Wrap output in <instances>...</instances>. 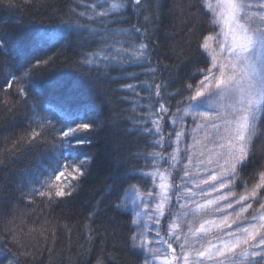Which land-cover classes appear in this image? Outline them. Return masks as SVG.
<instances>
[{"label": "snow or ice", "instance_id": "6c2138e0", "mask_svg": "<svg viewBox=\"0 0 264 264\" xmlns=\"http://www.w3.org/2000/svg\"><path fill=\"white\" fill-rule=\"evenodd\" d=\"M192 6L203 11L215 31L197 29L201 33L196 41L198 58H190L194 71L183 78L178 64L173 68L156 56L159 5L155 0H93L84 11L78 10L80 5L70 9L76 17L70 31L78 34L80 46L103 45L99 51H85L80 64L119 73L111 77L112 82L146 101L137 105L141 111L131 121L137 125L136 132L153 137L152 143L163 150L147 155L156 163L163 160L172 170L133 169L129 179L138 183L122 189L113 207L130 217L127 247L140 264H264V163L254 171L250 187L243 180L237 185L240 173L254 167V140L264 134V0H196ZM66 39L65 29H44L27 41L0 31V56L19 60L33 47ZM48 63L37 59L33 67ZM162 72L168 73L167 79ZM29 76L30 71L11 73L5 80L9 89L15 82V93L25 105L30 99L25 84ZM37 91L43 103L33 104L31 130L17 144L30 150L48 145L52 155L39 163L33 178L39 187L31 188L30 194L49 201L70 197L90 171L94 156L87 147L104 127L105 113L81 81L60 86L54 98L46 90ZM38 108L49 115H41ZM187 116L200 121L193 132L203 130L204 139L214 136L220 151L199 159L204 151L201 147L192 152L202 144L194 136L190 146L181 148L186 143ZM165 122L172 125L171 131L166 132ZM165 143L173 149L167 158ZM212 164L215 167H207ZM200 165L206 166L207 175L201 174ZM147 184L152 189L141 191V185ZM237 187L243 191L237 193ZM86 238L91 242L93 234ZM97 264H104L103 259L98 257Z\"/></svg>", "mask_w": 264, "mask_h": 264}, {"label": "trees", "instance_id": "16d2710c", "mask_svg": "<svg viewBox=\"0 0 264 264\" xmlns=\"http://www.w3.org/2000/svg\"><path fill=\"white\" fill-rule=\"evenodd\" d=\"M92 2L12 0L9 7V0H0V31L8 32L14 38L27 41L44 29H65L68 33V39L54 45L33 47L19 60L0 56V100L8 102L7 105L0 103V161H3L0 163V264L10 261L11 264H97L98 257L104 264H140V259L130 254L127 247L130 217L121 215L113 204L118 194L123 195L122 189L138 183L129 179L133 169L152 171L157 163L147 154L163 150L152 143L153 137L136 132L137 125L131 117L141 111L137 105L146 101L138 100L112 82L111 77L119 73L94 71L92 66L80 64L85 51H99L103 45L80 46L78 34L70 31L76 23L70 9L80 5L78 10L84 11V5ZM195 2L155 0L159 5L156 56L173 68L178 64L183 69L181 78L194 71V59L190 63V58H198L196 41L201 33L197 29L215 31L209 28L203 11L192 6ZM91 27L98 28L99 25L91 24ZM37 59L49 60V63L33 67ZM199 66L203 67L202 64ZM25 71H30V76L25 79L30 92L27 105L16 95L14 81L11 89L5 84L11 73L20 75ZM162 78L167 79L168 73L162 72ZM144 79L148 80V77ZM73 81L83 83L89 98L105 113V124L93 137V144L87 147L94 161L90 171L80 179L77 191L70 197L49 201L46 197L32 196L30 191L39 187L33 183V178L38 173L39 163L52 155L51 147L45 145L30 150L17 142L31 130L33 104L43 103L44 98L37 90H46L50 98H54L60 86L70 85ZM145 95L141 93V96ZM171 103L175 105V101ZM37 111L49 115L41 108ZM164 128L166 132L171 131L172 125L165 122ZM165 148L167 151L163 154L167 158L172 147L165 143ZM253 151L254 167L240 173L237 185L241 180L249 187L255 182L253 173L264 163V134L254 140ZM158 164L168 169L163 160ZM70 183L76 181L70 180ZM148 185H141V190ZM236 191L242 192L243 188L237 187ZM93 211L96 214L90 217L89 213ZM90 232L93 234L91 242L86 238Z\"/></svg>", "mask_w": 264, "mask_h": 264}, {"label": "rangeland", "instance_id": "374dc122", "mask_svg": "<svg viewBox=\"0 0 264 264\" xmlns=\"http://www.w3.org/2000/svg\"><path fill=\"white\" fill-rule=\"evenodd\" d=\"M203 110V109H201ZM185 136H186V143H183L181 144V148H185V147H188L190 146L194 141H193V136L195 137L196 140H200L202 142L201 145L197 146L196 148L192 149V152H196L198 153L200 150H201V147L203 148V151H204V156L202 157H199V159H207L209 156H213L216 152L220 151V149L216 146L215 143H213V140H215V137L212 136L210 139H204V131L203 130H197L195 132H193V128H195V124L196 123H199L200 121L197 120L196 122H194L192 120V117L191 116H187L185 117ZM211 135V133H210ZM173 150V149H172ZM171 150V151H172ZM170 151V152H171ZM183 152L181 153V156H183ZM195 159L196 157H194V162H195ZM184 163H187L186 160L183 161ZM164 164H167V167H168V170L169 171H172L169 167V164L168 163H165ZM156 167H159L162 171L164 170V167L161 168L160 164L157 163ZM206 166L205 165H200L199 166V169H200V172L202 175H207V173L204 171V168ZM207 167L209 168H212V167H215L214 164L212 165H207ZM173 175H175V173L173 172ZM190 187H192V185H189ZM204 187H207V186H204ZM152 189V185L149 184L148 187L146 189H143L141 191H145V190H151ZM194 191H199V189H195L193 188ZM220 193H214L213 196L215 195H219ZM197 199H199V197H197ZM219 215H221L220 213H217ZM218 215V216H219Z\"/></svg>", "mask_w": 264, "mask_h": 264}]
</instances>
